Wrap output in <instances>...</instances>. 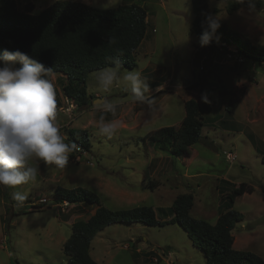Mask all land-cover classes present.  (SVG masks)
Here are the masks:
<instances>
[{"label":"rangeland","instance_id":"1","mask_svg":"<svg viewBox=\"0 0 264 264\" xmlns=\"http://www.w3.org/2000/svg\"><path fill=\"white\" fill-rule=\"evenodd\" d=\"M17 1L22 10L24 1ZM57 1L31 0L35 5L32 14L38 15ZM66 1L86 4L83 0ZM208 1L211 15L220 19L217 36L228 31L250 45L264 46V9L244 7L228 14L224 1ZM133 2L148 13L146 37L135 52L136 66L132 68H139L149 83L147 100L131 102L130 90L123 85L102 92L94 77L97 71L88 75L87 92L93 102L100 101L77 108L64 98V112H57V119H62L58 123L61 133L70 142L68 128L86 130L90 152L78 154L74 150L63 170L30 162L39 171L35 181L19 186L27 195L23 206L12 200L13 189L8 188L7 193L1 189L0 264H70L63 246L72 224L89 219L95 206L60 207L55 194L58 187L88 189L112 210L153 207L160 221L164 220L160 209L171 208L178 195L191 193V216L215 224L220 212L229 209L224 196L246 184L253 192L238 197L232 207L244 216L232 231L234 249L264 259L262 66L255 63L253 67L254 62L248 60L236 63L228 57L235 53L230 46L221 44L212 52L200 47L198 36L192 32L191 0ZM105 3L107 0H99L86 5L105 9ZM124 3L111 0L106 6L114 9ZM201 81L205 83L207 102L200 98L198 89L190 88ZM106 98L118 105L115 115L99 110ZM189 99L203 106L204 128L186 164L150 144L147 137L163 128L179 126L186 116L184 103ZM117 117L120 128L114 136L98 134L101 120ZM230 156L235 161L230 162ZM152 183L156 186L151 189ZM41 198L48 204L38 205ZM91 256L99 264H207L203 251L178 224H113L94 238Z\"/></svg>","mask_w":264,"mask_h":264},{"label":"trees","instance_id":"2","mask_svg":"<svg viewBox=\"0 0 264 264\" xmlns=\"http://www.w3.org/2000/svg\"><path fill=\"white\" fill-rule=\"evenodd\" d=\"M114 9H98L92 6L60 0L33 15L34 5L25 4L21 10L17 0H0V50H19L32 59L52 67L55 74L66 77L63 95L77 108H86L93 102L87 92L88 75L119 60L123 68L136 66L135 52L144 41L148 29L147 10L134 0ZM194 20L192 32L200 38L204 15L211 14L208 0H191ZM226 3V11L233 14L244 7L264 9V0H218ZM215 12V11H214ZM214 39L205 50L215 51L222 43L236 48L237 54L246 60L264 64V46L256 47L243 42L235 34L226 31ZM199 53V50L197 51ZM196 53V54H197ZM201 99L205 95L204 81L193 83ZM186 116L179 126L158 130L147 137L150 144L188 164L191 147L202 137L204 128L203 106L195 99L184 103ZM68 140L80 144L90 152L91 143L86 130L69 129ZM73 155H71L72 157ZM264 162V158H263ZM156 185L151 184L150 188ZM3 188L5 193L8 188ZM253 188L246 184L234 187L224 196L227 211H221L215 224L191 216L194 197L191 193L178 195L171 208L158 210L149 206L112 210L101 204L100 197L85 188L55 190L57 203L94 205L96 210L87 220L72 224V232L63 246L70 264H99L91 256L92 241L105 228L113 224L141 223L146 226L178 224L192 241L203 251L207 264H264V259L248 251L234 249L232 231L244 216L232 207L236 199ZM170 218V219H169Z\"/></svg>","mask_w":264,"mask_h":264},{"label":"clouds","instance_id":"3","mask_svg":"<svg viewBox=\"0 0 264 264\" xmlns=\"http://www.w3.org/2000/svg\"><path fill=\"white\" fill-rule=\"evenodd\" d=\"M83 2L91 5L99 0ZM110 3L111 0H107L103 7L109 8L106 5ZM202 15L204 30L199 45L208 47L214 39L218 42L220 19L211 14ZM112 64L94 73L98 88L108 93L123 85L130 90L131 102H145L150 87L141 70L125 69L119 60ZM55 75L52 67H45L19 50H4L0 55V187L13 189L11 198L17 206H23L27 200L19 186L35 181L39 171L38 166L33 167L30 162L37 165L43 162L63 170L69 164V155L76 149L74 143L66 142L57 123ZM204 99L207 102L206 97ZM117 107L106 98L99 110L115 115ZM119 128L118 120H101L97 131L112 137Z\"/></svg>","mask_w":264,"mask_h":264},{"label":"crops","instance_id":"4","mask_svg":"<svg viewBox=\"0 0 264 264\" xmlns=\"http://www.w3.org/2000/svg\"><path fill=\"white\" fill-rule=\"evenodd\" d=\"M24 1V4H27V3H32L31 0H23ZM17 3L19 4V2L17 1ZM34 5V3H32ZM35 6V5H34ZM54 84H55V89H56V101H57V112H62L64 110V100L66 99L63 95V91H62V86L63 84L66 82V77L61 74V73H56L55 75V78H54ZM152 92H155V91H152ZM196 94V93H195ZM199 94V93H198ZM65 98V99H64ZM67 101H69L68 99H66ZM101 100H104V99H101ZM95 103V102H93ZM58 117V116H57ZM119 118L117 117L116 120H118ZM62 119H57V123H59V121H61ZM66 125H69V122L66 124ZM69 129V128H68ZM67 129V131H68ZM225 157V156H224ZM42 199V198H41ZM40 200V199H39ZM38 200V202H39ZM86 205V204H85ZM77 206V205H76ZM80 206H84V204H80ZM88 207H90V205H86ZM96 210V207L94 209V212ZM93 212V214H94ZM92 214V215H93ZM91 215V216H92ZM170 219V218H169ZM234 243H235V238H234Z\"/></svg>","mask_w":264,"mask_h":264},{"label":"built area","instance_id":"5","mask_svg":"<svg viewBox=\"0 0 264 264\" xmlns=\"http://www.w3.org/2000/svg\"><path fill=\"white\" fill-rule=\"evenodd\" d=\"M223 44V46H228V45H226L225 43H222ZM231 47V46H230ZM231 48H233V47H231ZM233 50L235 51V53H230V54H228V57L230 58V59H233L236 63H238V64H243L245 61H246V59L243 57V56H241V55H239V54H237V50H236V48H233ZM253 67H255V63H254V65H253ZM201 69H203V68H201ZM262 69H263V71H264V64H263V66H262ZM73 106V105H72ZM65 111H70V108H67ZM62 112H64V111H62ZM76 145V149H75V152L76 153H78V154H81V153H83L84 151H86L80 144H75ZM235 157L234 156H230L229 157V161L230 160H232V161H235ZM231 162V161H230ZM48 204V200L46 199V198H42V199H40L39 200V202H38V205H47ZM60 207H68V206H70V204L68 203V202H63V203H60V205H59ZM156 261V260H155Z\"/></svg>","mask_w":264,"mask_h":264},{"label":"water","instance_id":"6","mask_svg":"<svg viewBox=\"0 0 264 264\" xmlns=\"http://www.w3.org/2000/svg\"><path fill=\"white\" fill-rule=\"evenodd\" d=\"M97 101H100V100H95L94 102H97Z\"/></svg>","mask_w":264,"mask_h":264}]
</instances>
